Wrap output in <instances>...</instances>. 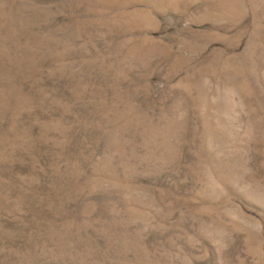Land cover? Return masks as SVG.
Masks as SVG:
<instances>
[{
    "label": "rangeland",
    "instance_id": "374dc122",
    "mask_svg": "<svg viewBox=\"0 0 264 264\" xmlns=\"http://www.w3.org/2000/svg\"><path fill=\"white\" fill-rule=\"evenodd\" d=\"M0 264H264V0H0Z\"/></svg>",
    "mask_w": 264,
    "mask_h": 264
}]
</instances>
